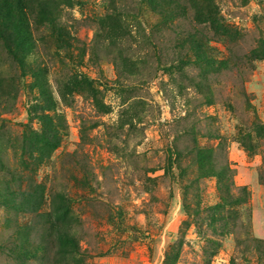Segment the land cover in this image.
Returning <instances> with one entry per match:
<instances>
[{
	"label": "rangeland",
	"instance_id": "rangeland-1",
	"mask_svg": "<svg viewBox=\"0 0 264 264\" xmlns=\"http://www.w3.org/2000/svg\"><path fill=\"white\" fill-rule=\"evenodd\" d=\"M79 1L52 9L63 32L35 8L23 65L0 39V264H264V0H176L169 28L145 2ZM63 200L76 246L48 261Z\"/></svg>",
	"mask_w": 264,
	"mask_h": 264
},
{
	"label": "trees",
	"instance_id": "trees-1",
	"mask_svg": "<svg viewBox=\"0 0 264 264\" xmlns=\"http://www.w3.org/2000/svg\"><path fill=\"white\" fill-rule=\"evenodd\" d=\"M58 1L59 0H0V39L3 40L7 49L14 56V58L18 60L19 64L21 63L23 65L25 59L30 55V53H32L31 49L33 48V46H35V42L32 40L33 34L30 29L31 25L29 21L30 16L36 15L35 8H38L37 12H39V24H48L50 26L56 27V30L63 32V28L57 25L58 19L56 12L55 10H52L55 5H57ZM61 1H63V5L68 8H72L76 5H82V3L80 4L79 0ZM105 2L107 3L106 8L113 11L119 17L126 18V16H130L133 11V9L131 8L129 11L119 8L116 1L114 0H105ZM135 2H145L151 8L160 11V24L165 25L164 27L166 28H169L168 26L171 22H176L178 20L181 21L180 19L185 18L187 15L188 8L176 0H129L126 5L131 6V4ZM197 2L208 4L212 3L211 0H195L194 3ZM204 17H206V14L204 12H197L193 17V22L196 25V20L204 21ZM210 22L213 23L212 20H210ZM196 27L197 26H187V28L174 27L173 31L177 37L183 34L189 41H194L193 43L196 45L194 49L198 51V60L209 66L208 63H210V61L213 63V61L208 55V49L199 46V43L201 44V42H205L206 36L199 28ZM35 80H38V78H36ZM40 89L45 95L46 101L48 102V108L53 109L54 105H52V97L44 89V86H41ZM35 109H37V107L34 108V112L36 111ZM40 119H42L43 130H48V132H50L52 128L50 126L51 123L49 121V117L43 115ZM27 129L28 128H26L25 136L30 131V129ZM50 143H52V146L57 145L55 138ZM31 144L33 143L29 142L28 145ZM226 171H228V169L224 168V175ZM5 187L8 191L9 187ZM14 196L16 195L14 194ZM6 201L7 203H9L10 207L15 210H19L20 204L19 202H17L16 198L12 197L11 199ZM66 206L68 205L65 200H63V202H60L54 210V212L57 211L55 213L56 216L51 215L45 227H41L39 231L41 240L38 242V246L36 247L37 249L46 252L45 259L48 261L50 260L49 258L51 256V253L54 255L64 254L71 251V248L76 246L74 239H71L69 234L60 226L64 222L63 212H61L60 210L63 209L65 211ZM13 251L21 257L36 255L35 252L30 251V249H28V247L26 248L21 242L14 245Z\"/></svg>",
	"mask_w": 264,
	"mask_h": 264
}]
</instances>
